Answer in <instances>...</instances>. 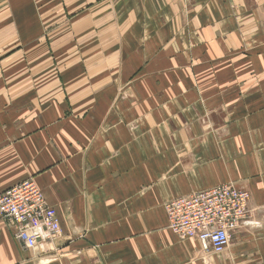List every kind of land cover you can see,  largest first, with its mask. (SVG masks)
Wrapping results in <instances>:
<instances>
[{
	"label": "crops",
	"instance_id": "obj_1",
	"mask_svg": "<svg viewBox=\"0 0 264 264\" xmlns=\"http://www.w3.org/2000/svg\"><path fill=\"white\" fill-rule=\"evenodd\" d=\"M33 180L61 232L0 264H264V0H0V194ZM222 185V255L165 205Z\"/></svg>",
	"mask_w": 264,
	"mask_h": 264
},
{
	"label": "built area",
	"instance_id": "obj_2",
	"mask_svg": "<svg viewBox=\"0 0 264 264\" xmlns=\"http://www.w3.org/2000/svg\"><path fill=\"white\" fill-rule=\"evenodd\" d=\"M251 194L222 185L180 197L165 205L169 229L182 241L194 239L207 253L222 255L238 230L250 221ZM0 218L14 229L16 240L38 251L61 232L58 213L33 180L0 194Z\"/></svg>",
	"mask_w": 264,
	"mask_h": 264
}]
</instances>
